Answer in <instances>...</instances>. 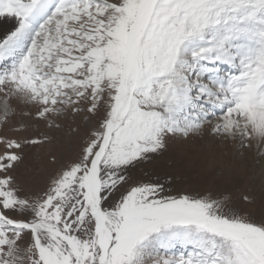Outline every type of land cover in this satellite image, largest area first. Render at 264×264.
Masks as SVG:
<instances>
[{"label": "snow or ice", "instance_id": "1", "mask_svg": "<svg viewBox=\"0 0 264 264\" xmlns=\"http://www.w3.org/2000/svg\"><path fill=\"white\" fill-rule=\"evenodd\" d=\"M197 141L264 160V0H0V264H264V182L157 167Z\"/></svg>", "mask_w": 264, "mask_h": 264}, {"label": "rangeland", "instance_id": "2", "mask_svg": "<svg viewBox=\"0 0 264 264\" xmlns=\"http://www.w3.org/2000/svg\"><path fill=\"white\" fill-rule=\"evenodd\" d=\"M196 147L207 151V154L203 151L201 154L198 150L192 156L193 159L197 158L198 160L203 161L202 164H204V166H202V168H197L191 159L186 160L187 156L184 154V151H187V149H195ZM213 153H216V155L212 156ZM44 155L45 153L43 151H37L33 154V157L26 162L31 164L33 169H35L37 183L42 182L44 179L43 169L41 167ZM252 155L254 154H237L233 149L225 145H217L213 143L212 145L206 146L204 142L197 141L192 144L173 147L170 152L165 155V157L158 161L157 167L161 170L174 172L180 181L193 187H228L232 189L236 195H239L240 192L248 190L253 191L259 199L261 189L254 186L252 177L248 178L245 183L235 177L238 170L244 168L245 160L250 161L248 167L256 169L254 173L258 171L259 161H261V158L251 162V158H248L247 156L251 157ZM211 156L215 159L228 157L227 159H229V164L226 165V163L223 162V166H221L217 161H213V165H210L209 163L206 164V159Z\"/></svg>", "mask_w": 264, "mask_h": 264}, {"label": "bare ground", "instance_id": "3", "mask_svg": "<svg viewBox=\"0 0 264 264\" xmlns=\"http://www.w3.org/2000/svg\"><path fill=\"white\" fill-rule=\"evenodd\" d=\"M201 149H199L198 147H196L195 149H187V151H188L189 154L187 153V151H184L185 152L184 154L187 156L186 160L187 159H191L194 162V164L196 165L197 168H202V166H204V164H202L203 161L202 160H198L197 158L196 159H193L192 156L198 150H199V152L201 154H202V151L207 154V151H205L204 149H202V150ZM215 155H216V153L215 154L214 153L212 154V156H215ZM212 156L209 157L208 159H206V164L209 163L210 165H213V161L219 162V164L221 166H223V164H222L223 162H225L226 165L229 164V159H227L228 157L227 158L223 157V158H218V159L216 158L215 159ZM247 157L248 158H251V162H254V160L260 158L259 156L255 155V154L252 155L251 157L250 156H247ZM182 159H183V156H182ZM249 163H250L249 160H245V162H244V165H245L244 168L241 169V170H238V172L235 174V177L236 178H239L244 183L247 181L248 178H251L252 177L253 178V181H254V186L257 187V188H259V189H261L262 182H264V181H262V176H261L262 168H264V160L259 161V168H258V171L256 173H254V171L256 169L251 168V167H248Z\"/></svg>", "mask_w": 264, "mask_h": 264}]
</instances>
